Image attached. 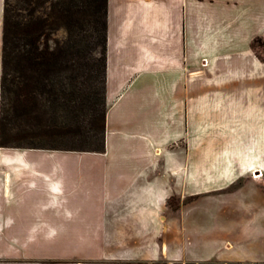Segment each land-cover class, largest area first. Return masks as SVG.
<instances>
[{"label": "crops", "instance_id": "0c3cea01", "mask_svg": "<svg viewBox=\"0 0 264 264\" xmlns=\"http://www.w3.org/2000/svg\"><path fill=\"white\" fill-rule=\"evenodd\" d=\"M255 38L264 0H107L102 147L0 144V264H264Z\"/></svg>", "mask_w": 264, "mask_h": 264}, {"label": "rangeland", "instance_id": "374dc122", "mask_svg": "<svg viewBox=\"0 0 264 264\" xmlns=\"http://www.w3.org/2000/svg\"><path fill=\"white\" fill-rule=\"evenodd\" d=\"M5 6L0 17L3 142L101 149L105 114L101 0H6ZM255 51L264 59V45L256 44Z\"/></svg>", "mask_w": 264, "mask_h": 264}, {"label": "trees", "instance_id": "16d2710c", "mask_svg": "<svg viewBox=\"0 0 264 264\" xmlns=\"http://www.w3.org/2000/svg\"><path fill=\"white\" fill-rule=\"evenodd\" d=\"M101 2L103 3L104 5V66H105V41H106V3H107V0H101ZM6 0L4 2V11L6 13ZM6 25H7V20H6V16H5V30H4V40L6 42ZM256 44H260V45H264V42L261 38H255L252 42V47L253 49H255V45ZM46 56V54L43 52L41 55H40V58L41 59H44ZM38 58V57H37ZM104 71H105V67H104ZM0 144L1 146H8L6 143L3 142L2 140V136L0 135Z\"/></svg>", "mask_w": 264, "mask_h": 264}, {"label": "built area", "instance_id": "2783aa9c", "mask_svg": "<svg viewBox=\"0 0 264 264\" xmlns=\"http://www.w3.org/2000/svg\"><path fill=\"white\" fill-rule=\"evenodd\" d=\"M260 175H262V173H257V174H253L254 177H259ZM196 264H222V263H213V262H200V263H196Z\"/></svg>", "mask_w": 264, "mask_h": 264}]
</instances>
